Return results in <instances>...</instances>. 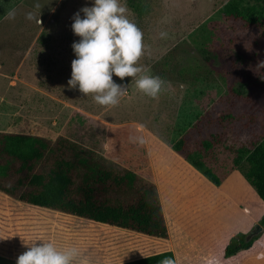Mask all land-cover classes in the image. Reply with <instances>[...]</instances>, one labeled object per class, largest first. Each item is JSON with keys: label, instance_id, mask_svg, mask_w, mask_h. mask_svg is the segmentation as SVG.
I'll use <instances>...</instances> for the list:
<instances>
[{"label": "rangeland", "instance_id": "rangeland-1", "mask_svg": "<svg viewBox=\"0 0 264 264\" xmlns=\"http://www.w3.org/2000/svg\"><path fill=\"white\" fill-rule=\"evenodd\" d=\"M143 1L144 15L126 0L121 3L143 33L144 52L136 63L144 71L123 81L113 75L125 91L117 105L102 106L91 93L67 87L75 58L71 45L80 39L71 29L72 17L92 0H0V36L19 41L14 43L17 58L7 62L13 71L4 91L3 129L53 143L66 138L105 157L114 170L128 168L150 178L158 188L170 230L165 242L176 252V264H211L208 258L223 255L221 245L233 231L224 217L242 210L255 224L264 214V203L244 178L245 163H233L236 148H252L264 137V93L251 85L264 79V26L220 13L228 0ZM9 9H15L14 19L7 18ZM142 74L162 79L157 97L137 89L135 80ZM214 136L218 142L204 149L202 141ZM180 137L186 149L201 152L219 175V185L171 148ZM50 156L35 169L48 166ZM51 219L60 249L75 247L79 260L117 264L158 250L152 239L128 229L65 213ZM257 237L264 241V230ZM0 264L16 263L0 256Z\"/></svg>", "mask_w": 264, "mask_h": 264}, {"label": "trees", "instance_id": "trees-1", "mask_svg": "<svg viewBox=\"0 0 264 264\" xmlns=\"http://www.w3.org/2000/svg\"><path fill=\"white\" fill-rule=\"evenodd\" d=\"M126 2L138 15L148 11L143 0ZM219 11L246 25L264 26V0H228ZM251 85L264 93V79ZM217 142L214 136L202 141V146L207 150ZM171 148L212 184H220L219 175L206 165L201 152L186 149L183 137L172 142ZM234 152V165L245 163L244 178L264 203V137L254 147L240 146ZM47 154L51 155L50 164L35 169ZM106 161L66 138L53 143L34 134L0 132V191L25 203L128 229L144 237L167 238L156 184L134 170H114ZM15 174L18 176L11 178ZM260 224L264 226V214ZM245 235L238 231L229 238L225 257L249 248L258 238L245 241ZM164 257L175 259L171 250H164L117 264H158Z\"/></svg>", "mask_w": 264, "mask_h": 264}, {"label": "clouds", "instance_id": "clouds-1", "mask_svg": "<svg viewBox=\"0 0 264 264\" xmlns=\"http://www.w3.org/2000/svg\"><path fill=\"white\" fill-rule=\"evenodd\" d=\"M126 12L121 0H92L90 6L81 7L72 17L71 29L80 39L71 45L75 58L71 61L67 87L83 95L91 93L92 99L102 106L117 105L125 91V86L115 82L113 75L123 81L126 76L135 78L144 71L136 63L144 52L143 33ZM5 14L8 19H14L16 11L9 9ZM27 19H33L32 13L27 14ZM135 84L142 93L155 98L163 81L158 76L142 74ZM139 142H143L142 138ZM23 243L28 247L18 255L16 264H74V260L79 264V251L75 247L60 249L42 238L23 240ZM158 264H176V261L164 257Z\"/></svg>", "mask_w": 264, "mask_h": 264}, {"label": "crops", "instance_id": "crops-1", "mask_svg": "<svg viewBox=\"0 0 264 264\" xmlns=\"http://www.w3.org/2000/svg\"><path fill=\"white\" fill-rule=\"evenodd\" d=\"M18 42L17 37L15 38L12 35L0 36V132H5L3 129L5 121L4 91L9 89V82H12V80L9 79V74H11L13 70L9 69L7 62L8 60L17 58L19 48L14 46V43ZM12 86L13 85H11V87ZM35 209L44 210L36 211ZM52 213L59 215L63 212L25 203L0 191V256L13 260L16 263L18 255L23 253L28 247L23 243V240L29 241L36 238L51 241L58 248H61L59 245L61 240L59 241L56 237H52L51 231L53 227L51 223H49L52 220ZM75 217L92 222V220L89 219L78 216ZM224 219L223 221H225V224L227 226H232L233 231L221 245L222 254L231 235L238 231L247 232L246 230H249L254 225L252 217L242 210L237 211L235 215H227ZM93 223H95V221H93ZM96 223L101 225L106 224L100 222ZM166 225L168 230L167 238H153L154 236H150V239L158 244V250L156 252L171 250L175 257L176 252L165 242L168 241V237L170 236L167 222ZM106 226L113 227L109 224H106ZM223 255H221L220 258L217 257L218 255L215 257L213 256V258H211V256L208 260H210L211 264H264V241H261L258 237L249 248L240 250L235 255L229 257H224ZM78 261L79 264H97L87 260L78 259ZM74 264H76L75 260Z\"/></svg>", "mask_w": 264, "mask_h": 264}, {"label": "water", "instance_id": "water-1", "mask_svg": "<svg viewBox=\"0 0 264 264\" xmlns=\"http://www.w3.org/2000/svg\"><path fill=\"white\" fill-rule=\"evenodd\" d=\"M263 226L260 223H255L252 228L246 233L244 240L249 241L255 236H259L263 232Z\"/></svg>", "mask_w": 264, "mask_h": 264}]
</instances>
